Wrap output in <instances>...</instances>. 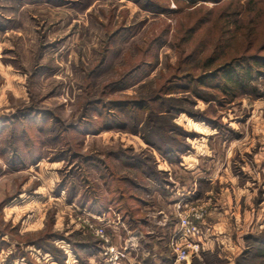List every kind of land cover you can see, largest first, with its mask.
Masks as SVG:
<instances>
[{"label":"rangeland","instance_id":"obj_1","mask_svg":"<svg viewBox=\"0 0 264 264\" xmlns=\"http://www.w3.org/2000/svg\"><path fill=\"white\" fill-rule=\"evenodd\" d=\"M154 2L164 10L135 0H0V235L7 242L0 251V264H28L26 256L17 254L21 250L37 264H59L50 252L33 244L51 230L73 238H99L89 226V222L95 224L91 215L96 213L76 200L69 201L68 192L60 188L65 183L78 190L88 185L105 190L100 178L105 168L99 172L85 157L114 165L111 185L116 196L130 187L120 177L135 176L136 171L109 157L111 152L153 153L157 167L171 178L166 160L150 151L132 127L151 117L158 126L150 135L163 137L162 127L168 124L195 132V137L187 139L190 154L209 140L204 139L209 129L211 137L220 135L217 141L239 145L231 154L238 184L224 178L197 198L195 190L183 188L181 177L173 192L179 196L175 198L178 206L172 211L183 209L186 201L180 199L187 196L204 207L205 221L224 199L222 189L235 232L232 246L226 248L232 259L216 264L260 263L253 258V247L259 245L253 237L264 235V223L254 227L255 215L264 208V76L231 104L217 101L224 98L213 87L218 80L199 85L195 79L235 57H264V0H210L197 5L184 0ZM239 10L243 13L236 18ZM239 19L240 23L235 21ZM213 55L218 61L213 68L205 67V58ZM199 92L206 98L199 97ZM140 100L143 107L126 106ZM118 102L125 106H116ZM192 114L210 117L223 127ZM112 116L121 124H132L95 133ZM28 149L41 158L31 163L33 154ZM244 169L253 174L246 175ZM125 193L128 205L140 207L135 214L142 218L144 230L129 229L110 206L105 212H112L118 230L117 235L107 231L117 255L123 259L133 255L132 264L137 255L146 257L159 249L173 255L174 228L169 223L175 224L178 218H168L171 201L162 203L154 191L125 188ZM130 194L144 195L148 202L126 199ZM212 230L208 227L203 232ZM117 236L122 240L116 241ZM158 236H164L163 240ZM55 243L66 254L65 262L69 254L77 258L68 242ZM225 246L215 244L210 252ZM102 249L94 256L104 261ZM202 252L184 264H194ZM102 261L98 258L94 264Z\"/></svg>","mask_w":264,"mask_h":264},{"label":"trees","instance_id":"obj_2","mask_svg":"<svg viewBox=\"0 0 264 264\" xmlns=\"http://www.w3.org/2000/svg\"><path fill=\"white\" fill-rule=\"evenodd\" d=\"M139 3L142 2L147 8L150 9H160L164 10V7L156 4L154 0H135ZM190 4L197 5L202 1H210V0H184ZM243 11L239 10L235 13V17L240 18ZM240 23L239 20H235ZM236 24L235 22L233 25ZM218 61L217 55L208 56L204 60V66L208 68H213V64ZM261 75L264 76V57L257 55H250L249 57H235L233 61L224 62V64H219L211 71L208 70L204 74H201L198 79L194 81L199 85L206 84L212 80H218L214 83L213 87H217L220 93L224 96L222 99H217L220 103L224 104L234 102L239 96L247 92V90L251 88V83L259 78ZM190 81V80H189ZM189 88V85H187ZM199 97L206 98V95L199 92ZM134 105L133 108H136V105L139 107H143L145 105L143 100L134 101L132 103H127L126 106ZM118 105L125 106V103L118 102ZM123 108V107H122ZM174 111V110H173ZM153 115V112H152ZM193 117L197 119H202L207 122L212 123L214 127L221 129L223 125H220L216 122L211 121L212 118L206 117L204 115H194ZM148 117H151V112ZM110 123H106L101 126V129L95 130V133H99L103 130H108L115 128L116 126L122 129H127L128 124L132 123H119L118 118L110 117ZM138 121V120H137ZM220 125V126H219ZM156 124H153V118L151 117L149 120L144 122L133 123L132 127L135 130V133L140 134L141 138L145 142L147 146H149L150 151H156V153L172 164H177L182 161L183 155H185L188 151L192 150L189 142L187 141L190 137H195L196 133L188 131L181 126H175L173 124H168L167 126L162 127L163 137L158 134H151L150 130L156 128ZM142 130V131H141ZM148 132V133H146ZM165 137V138H164ZM131 147H129L130 149ZM149 151V152H150ZM145 151H140L137 153H128L127 152H114L110 153L112 158H117L121 161L122 164L129 166V168L134 169L136 171V175H126L120 177L121 182L126 183L130 187H125L126 189H134L136 192L144 191L145 193H153L156 189L161 192L166 191V184L170 183V179L168 177V173L160 170L157 167V159L153 153L147 154ZM147 152V149H146ZM28 154L30 153L33 157L31 158V163L36 162L39 158V155H35V153H31L28 149ZM85 161L90 164L92 168L97 167L100 172L101 168H105L104 173L100 174V178L103 181V188L105 190L99 189L94 186L88 185L85 189L78 190L76 185L68 186V184L63 183L60 188L64 189L68 192L69 201L76 200L82 207H87L90 211L95 212L96 214H103L110 206L115 208L121 215V219L124 223H126L127 227L131 230H135L137 228L144 230L142 223L143 220L135 213L138 211L137 208L140 207H132L128 205L125 201V188L121 189L119 192V196H116L115 189L112 188V182L114 179V174L116 172L113 170V164L111 162H107L105 159L100 160L96 158H88L85 157ZM95 164V165H94ZM140 176V177H139ZM59 189V190H61ZM126 199H131L139 202L140 204L145 205L148 200L144 198V195H135L130 194ZM124 201V202H123ZM3 236V235H2ZM0 235V251L6 246L7 242ZM55 240H65L68 242L76 257L82 264H87L89 256L98 252L102 249L99 240L90 236V237H80L73 238L71 235L65 236L62 234L55 233L54 231L46 232L42 235L41 239L36 240L33 244L40 247L42 250L46 252H50L55 260L59 264H67L65 262L66 254L64 251L59 248ZM258 242L257 247H253L255 250V254L253 258L260 259V263L264 264V235H259L253 237V241ZM18 255L26 256L28 264H37L35 260L30 258L28 254L21 250V252L17 253ZM243 258V257H242ZM241 259V258H240ZM223 263L224 261L220 259L216 252H204L202 257H196L194 259V264H216ZM241 261L237 260L236 264H240Z\"/></svg>","mask_w":264,"mask_h":264},{"label":"crops","instance_id":"obj_3","mask_svg":"<svg viewBox=\"0 0 264 264\" xmlns=\"http://www.w3.org/2000/svg\"><path fill=\"white\" fill-rule=\"evenodd\" d=\"M207 127L209 128V126ZM209 132L210 133L208 135L206 134L204 137V139H209V140L206 142L204 141L202 147H198L196 150L194 149L193 153L190 154L192 150L188 151L185 155H183L182 161L180 163L172 164L169 163L168 161H165L166 162L165 164L167 166L166 168H168V171L172 170L171 178H169L170 183L166 184V188H167L166 191L161 192L160 190L156 189L154 191V194L156 195L155 197H160L162 199L161 201L162 203L168 200L171 201L167 213L168 218L175 217V212L172 210H175V208L178 206L177 203L175 202L177 201L175 198H179V196L175 197L173 192H175L176 188H178L180 184L179 179H181V177L184 180L182 184L183 188H187L188 190L190 189V191L195 190V194L197 198L205 196L210 190L215 188L217 184L222 183V180L224 178L227 179L229 183H231L232 181L233 185L238 184L237 183L238 176L234 174L231 166L233 159L231 154L234 149H236L237 151L239 145L237 146V144L235 143L234 145L232 143L225 145L226 143L224 141H221V139L217 141L216 138H218V136L220 135L215 133V135L211 137L212 132L210 129ZM213 146L215 148H213ZM253 158L255 160L257 156L256 157L254 156ZM169 165H171L172 168ZM250 170L244 169L246 175L251 176L253 174L252 171L250 172ZM220 193L222 194V197L224 199H222L221 204H217L218 209L217 210L213 209L212 210L213 212L211 211L209 217H207L206 220L204 221L205 229H208V227H210L213 228V230L211 231V233L208 232L207 234L204 233L205 235H203L202 237L203 240L202 255L204 252H210L211 250H214L213 248L215 244L226 245L225 248L224 247L221 248V251L217 250L216 253L220 259H228L230 261L232 259L233 254L229 253L226 248L227 246L231 247L232 246L231 244H233L231 242V237H232V233L235 232V228H234L235 226H233V218L230 214L229 205L226 202V192H223V190L221 189ZM259 209L260 207L258 208V210ZM261 209L255 215L256 219L254 220L255 222L254 227L257 226V228L259 227L260 223H264V214L262 218L259 219L261 212L264 211V208L262 209V211ZM93 216H95V218H97L101 222L105 223V226L108 228L109 232H111L112 234L115 233L114 235H117L118 227H116L115 222H112L113 217L111 211H107L101 215L96 214ZM169 225L173 226L175 231L178 228L177 219L175 224L173 223V221H171ZM163 237L164 236L162 237L158 236L157 238L160 239ZM98 240L99 243L101 244L99 238ZM121 240L122 237L119 238V236H117L116 241H121ZM123 240L126 241L127 239H123ZM127 244H131V240H129ZM121 247L123 246H120L119 249H122ZM100 251L101 250L89 256L87 264H94L95 260L98 258H100L102 261L100 255L99 257L94 256L95 254H98ZM202 255H200L199 258H201ZM137 256L139 257H137V259L134 261V264H164L165 262L171 261L174 257L172 254L169 255L168 253H166L163 249L154 251V254L147 255L146 257H143L141 254ZM74 257L76 258L75 255ZM133 257H134L133 255L132 256L127 255L124 259H122L121 264H129V263L132 264ZM69 258H70V254H69ZM69 258L67 259L68 260V262H66L67 264H80L77 258L75 260ZM100 264H104L103 261Z\"/></svg>","mask_w":264,"mask_h":264},{"label":"built area","instance_id":"obj_4","mask_svg":"<svg viewBox=\"0 0 264 264\" xmlns=\"http://www.w3.org/2000/svg\"><path fill=\"white\" fill-rule=\"evenodd\" d=\"M186 201L182 207L177 210L175 216L178 218V228L174 231L170 246L173 251V259L164 264H184L194 256H198L203 250L204 235L203 229L206 216V210L203 206L196 205L195 202L188 201V197L182 199ZM92 218L95 216L91 215ZM90 228L99 236L101 245L106 246L102 249L103 262L106 264H118L123 255H117L112 237L108 233V229L103 222L95 218V224L89 222ZM122 257V258H121ZM21 264H24L21 261Z\"/></svg>","mask_w":264,"mask_h":264}]
</instances>
